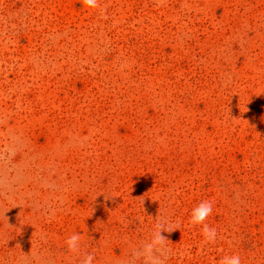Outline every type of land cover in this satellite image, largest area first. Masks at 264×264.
Returning <instances> with one entry per match:
<instances>
[{"label": "rangeland", "instance_id": "1", "mask_svg": "<svg viewBox=\"0 0 264 264\" xmlns=\"http://www.w3.org/2000/svg\"><path fill=\"white\" fill-rule=\"evenodd\" d=\"M161 223L160 264H264V0H0V264H143Z\"/></svg>", "mask_w": 264, "mask_h": 264}, {"label": "clouds", "instance_id": "2", "mask_svg": "<svg viewBox=\"0 0 264 264\" xmlns=\"http://www.w3.org/2000/svg\"><path fill=\"white\" fill-rule=\"evenodd\" d=\"M83 4L89 9L100 8V0H83ZM101 11L103 12V9H101ZM212 212L213 203L209 200H203L192 209L189 219V224L191 226L201 227L204 243L206 244L215 243L218 238L217 230L213 227H209V225L205 223ZM162 230L172 231V229L167 228L163 223L159 224L150 242L145 243L142 249L138 251L137 254L143 258V264H160L156 253L165 246L166 238L162 235ZM80 242L81 236L78 233L72 234L66 240L67 247L72 252L79 250ZM94 259V254H88L85 256L82 264H93ZM220 264H242V259L238 254L228 255L221 258Z\"/></svg>", "mask_w": 264, "mask_h": 264}]
</instances>
